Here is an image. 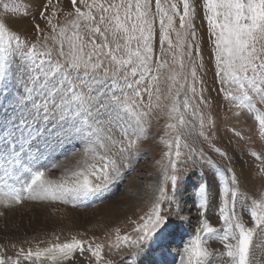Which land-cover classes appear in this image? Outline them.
I'll return each mask as SVG.
<instances>
[{
    "label": "rangeland",
    "instance_id": "rangeland-1",
    "mask_svg": "<svg viewBox=\"0 0 264 264\" xmlns=\"http://www.w3.org/2000/svg\"><path fill=\"white\" fill-rule=\"evenodd\" d=\"M171 2H177L182 12V0H171ZM204 2L205 0H190V3L194 5L195 36L190 37L184 46L183 51L186 55L183 70L179 67L178 60L173 62L172 52H176L178 49L169 50L167 42L163 44V50L161 49L160 36L163 30L160 28L159 16H156L152 46L156 57H160L166 62V66L160 71L161 99L157 101L155 93L152 97L153 103H159L160 108L154 107L151 113L143 118L145 131L139 139L131 135L130 130L128 139L135 140V144L127 151L120 152L119 149L122 145L113 146L106 139L102 141L105 145V148L102 149L95 144V137L89 140L86 136L72 137L61 131L51 135L54 125L49 124L48 121H41L39 124L40 130L43 132L41 135L36 131V122L41 120L42 113L36 115L34 120L29 116V113H35L32 101L35 100L38 104L43 101L51 84L42 74L43 71L48 70L49 65L45 64L42 70H38L40 69L39 62L31 63L26 59V53L35 44L38 53L51 50V60L53 62L60 60L61 63H64L63 58L58 56L60 41L65 40L64 50L67 52L66 38L72 36L75 31L72 28V22L77 19L71 0H0V24L4 25L8 34H15L21 41L17 46L16 41L14 39L8 41L6 35L5 41L8 42H0V46L5 47L8 53V75L6 80L0 81V90L4 91V94L0 95V102L7 106L8 117L24 116L29 118L32 123V127L16 132L17 143H23L29 133L33 137L39 136L31 147L25 144L24 152L21 153V164L7 162L11 157H7L5 162L0 163V166L5 164L8 178L11 182H16L19 177L22 178L23 183H26L30 179L26 169L43 170L46 178L53 182L71 185L75 180L72 178L74 173L86 170L90 165L103 163L94 157L92 151L86 152V149L95 148V152L99 155L112 157L119 168V175L109 171L111 179L108 184L116 187L112 198L119 197L122 192L137 196L132 208L122 213L116 220L110 222L104 220L98 224L75 230L68 227V221H59L63 215L57 212V209H55L57 214L51 210V213L54 214L53 217L58 221L53 222V228L45 230V224H43L40 226L38 234H33L34 236L31 238H21L15 231H10L7 225L0 224V230L3 232V236L0 235V247H2L0 255L15 258L21 249L25 252L29 249L35 251L38 248H47L55 243H64L76 238L93 246L95 244L103 245L100 264H107L108 261H111V264H119L123 258L136 257L133 254L137 252V247L131 241L124 242L122 238L127 236L131 240H137L142 235L137 231V226L144 223L142 218H146L150 213L153 204L160 196L159 188L163 186L165 198L160 201V211L162 215L170 218L172 236L163 255L160 251L151 254L159 255L167 264H186L185 246L196 235V230L202 226L204 220H208L211 226L218 229L220 236L227 228L225 222L220 218V208L224 206L225 200L224 188L227 187L229 189V207L225 212L233 218L234 231L238 232L234 228L237 222L243 223L246 228L256 229L253 245L250 248L249 264L258 263L254 261V257L257 254L262 256L264 253V229L256 226L251 216V209L254 201L256 203L264 202V129L260 127L257 119L258 116L264 118V103L256 102L252 111L241 109L237 107L239 101L232 99V96L240 94L235 86L220 83V77L216 75L218 68L215 59L214 36L203 8ZM92 3L93 0H87V4ZM161 3L165 10L169 8V0H161ZM75 7L80 8L84 13L89 11L86 4L81 3V0H77ZM151 7L155 13V0H152ZM93 11L98 19L99 9ZM49 20H51V24L48 23ZM14 21H24L26 25L18 28ZM80 23V31L84 32L85 22L81 19ZM36 25H39V29L36 28ZM54 25L56 26L55 30H53ZM174 27L176 30H180L179 16L174 18ZM61 28L65 30L64 37L60 36ZM108 38L111 40V35ZM170 38L176 45L175 32L170 31ZM96 39L97 43L102 42L100 37L97 36ZM132 43L134 47L135 41ZM187 53H191V64H189ZM13 54L16 57L15 60L12 58ZM4 55V53H0V59H3ZM40 59L47 58L40 57ZM101 59L104 60V66L111 67L108 58L101 57ZM193 69L196 71L194 79L191 75ZM100 75L103 73L101 72ZM123 75L124 72H120L116 80L109 77L101 85L92 87H98L99 91L105 94V98L111 95L118 96L121 100L125 95L132 97L133 92L119 80V77ZM34 76H38L39 79L33 80ZM172 76L176 78L175 83L170 79ZM185 76L189 88L187 96L192 107L186 111L181 108L180 112L173 114V117L170 118L168 113L174 102L173 97H175L180 84L184 83ZM54 79L63 81L65 77L57 75ZM67 80L78 90L83 91L85 97L89 95L96 97L95 91L88 92L87 89L82 88L74 73L67 76ZM169 85H172L171 96H168ZM193 86L196 89L195 94L190 90ZM222 89H227V91ZM249 95L256 99L254 93L250 92ZM182 99L183 96L180 101L176 102L180 103ZM56 102L61 103L59 97H56ZM92 102L95 103V100ZM147 102L148 97L145 94L144 104L138 105L134 111H148L145 107ZM70 106L75 107L74 104ZM193 108L196 109L198 115H192ZM56 111L58 112L59 109ZM181 112L186 121L184 124L178 120ZM65 115H68V112H65ZM93 115H95L94 109ZM121 115L123 116V126L126 127L128 123L135 126L134 120L128 115L124 113ZM2 119L3 117L0 116V120ZM101 119L107 122L108 118L105 116ZM169 124L175 125V127H168ZM45 127L48 128L47 132L43 131ZM101 135L111 136L112 140L118 142L125 139L120 128L116 126L105 128ZM177 136L180 137L181 155L177 159L176 169L173 171L168 165L169 157L165 153L170 150L169 142L173 146L172 151H175ZM105 149L110 150L106 151ZM2 154L6 157L5 153L0 152V156ZM172 159H176V157L173 155ZM166 166L167 175L177 177L175 189L170 181H165ZM74 177L76 176L74 175ZM77 179H83V177ZM97 182L101 181L93 179V183ZM135 183L141 187L139 193L134 192L132 184ZM108 184L107 186H109ZM201 185L206 186L203 190V200L201 199ZM233 190L236 192L234 205L231 199ZM24 197L23 200L26 201ZM53 201L58 202L59 200ZM22 204L23 202L18 203L17 206L20 207ZM46 224L50 225L48 222ZM14 226L19 229L25 228L20 222H15ZM27 228L31 229L28 225ZM201 235L204 237L205 247L211 254L210 264H230V258L226 255L227 250L224 245L234 244L235 241L231 238L228 241H223L216 236H204L203 233ZM118 237L121 239L118 240ZM145 251L146 249H143L142 246L141 253ZM41 264H97V262L91 252L80 253L77 251L72 254L69 260L59 262L44 260Z\"/></svg>",
    "mask_w": 264,
    "mask_h": 264
},
{
    "label": "snow or ice",
    "instance_id": "snow-or-ice-1",
    "mask_svg": "<svg viewBox=\"0 0 264 264\" xmlns=\"http://www.w3.org/2000/svg\"><path fill=\"white\" fill-rule=\"evenodd\" d=\"M75 8L77 19L72 22V28L75 29L72 36L66 38L67 52L64 50L65 40L60 41L58 56L63 58L64 63L60 60L53 62L51 60V50H46L42 53L36 51V45L33 44L26 53V59L31 63L39 62L40 69L44 65H49L47 71H43V76L51 84L48 92L45 93V98L39 104L32 101L35 113H29V116L34 120L36 115L42 113L40 121L36 122V131L41 135L39 124L41 121H48L52 127L51 135H55L57 131L63 132L68 136L87 137L91 140L95 137V144L104 149L103 140H108L113 146L119 144L120 152H125L135 144V140L128 139L130 130L131 135L137 139L145 131L144 117H147L152 109L160 108L159 103H153V94H156V100L161 99L160 96V71L166 66V62L160 57H156L152 41L154 35V23L156 16H159L160 28L163 30L160 36L161 49L163 44L167 42L169 50L178 49L172 52L173 62L179 61V67L184 69L183 51L185 44L190 37L195 36V27L193 24L194 5L190 0H182V12L177 2L169 0V8L167 10L162 6L161 0H155V13L152 11V0H93L92 4H87V0H81L85 3L89 11L84 13L80 8L75 7L77 0H71ZM203 8L206 11V18L209 22L212 35L214 36V47L216 49V62L218 71L217 76L220 77L222 85H232L240 93L237 96H232L233 100L239 101L237 107L254 110L255 103H264V0H205ZM94 9H99L98 19L94 14ZM171 13V14H169ZM43 16V13H41ZM71 15V14H70ZM179 16L180 30L174 27V18ZM85 23L83 25L84 32H81L80 20ZM51 24V20L48 21ZM55 25L53 30H55ZM39 29V25H36ZM170 31L175 32L177 44L174 45L170 38ZM8 36V41L14 39L17 46L21 41L15 34H8L7 29L3 24H0V42L7 43L5 36ZM109 35L112 39L109 40ZM60 36H65L64 28L60 29ZM87 36V39H86ZM97 36L102 42L97 43ZM133 41L135 46L133 47ZM0 53H4V58L0 59V81H4L8 75V60L5 47L0 46ZM189 64H191V53H187ZM45 57L47 59H40ZM101 57L109 59L111 67L104 66V60ZM155 57V59H154ZM13 60L16 59L13 54ZM66 65V67H65ZM26 71H28L26 69ZM103 75H100V73ZM120 72H124L119 80L133 92L132 97L125 95L124 99L111 95L105 98V94L99 91V88H93V85H101L104 81L111 77L116 80ZM75 74L77 80L83 89L88 92L95 91L96 97L87 96L83 91L78 90L68 80L67 76ZM62 75L65 77L63 81H56L55 76ZM193 79L196 76V71H191ZM52 78V79H49ZM38 76H34L33 80H38ZM175 83V76H172ZM64 91H61V90ZM191 92L195 94L196 89L193 86ZM227 91V89H222ZM79 91V94H77ZM189 91L187 85V77L185 76L184 83L180 84L173 97V103L169 109V117L180 112V109L185 111L192 107L190 99L187 96ZM254 93L255 98L249 93ZM4 91L0 90V95ZM147 95L148 102L145 105L148 111H134L138 105L144 104V95ZM172 94V85L168 87V96ZM231 96V93H229ZM183 99L180 103L176 101ZM56 97H59L61 103L56 102ZM95 100V103L92 101ZM19 103V100H17ZM75 105L71 107L70 105ZM87 105V107H86ZM59 109L57 112L56 110ZM93 109L95 115H93ZM51 112V116H50ZM68 112V115H65ZM121 113L128 115L135 122L128 123L123 126V116ZM193 116L198 115L195 108L192 112ZM0 152L11 157L7 162L21 164V153L24 152L25 144L28 147L39 138L33 137L29 133L28 138L23 143H17L16 132L23 128L32 127L29 118L20 116L12 118L7 116V106L0 102ZM107 116V122L101 117ZM259 125L264 129V118L257 117ZM178 120L181 124L186 123L184 114L181 112ZM113 126L119 127L124 140L115 141L111 136H102L101 133L105 128ZM168 127H175L169 124ZM44 132L48 131L45 127ZM172 144L169 142V152L165 153L169 157L168 165L173 171L176 169L177 159L181 155L180 137H176L175 151H172ZM187 147V145H185ZM106 151L110 149H105ZM92 151L95 158H98L103 163L100 165H90L86 170H81L74 173L77 177L83 179L75 180L71 185L66 183H55L46 178L45 171L26 169L30 179L25 183L23 191H27L30 199H35L31 193L39 189L50 196L53 200L69 199L76 200L87 197L91 194L98 193L107 187L110 182L109 171L119 175V168L115 160L108 155H99L95 152V148L86 149ZM194 151V150H192ZM176 159H172V156ZM101 182L93 183V179ZM102 178V179H101ZM234 179V178H233ZM165 181H170L173 189L177 185V177L175 175H167V166L165 168ZM206 186L201 185V199H204L203 190ZM160 196L156 203L153 204L150 213L144 219V223L137 226V231L141 232L137 240H131L130 237H123L124 242H129L137 247V252L133 255L141 254L142 246L146 249L145 255L160 251L161 255L167 249L170 243L172 232L170 231V218L161 214L160 201L165 198V188L160 186ZM0 196L6 199H12L16 203L21 202V193L15 188L7 192L0 190ZM224 206L220 208L221 219L227 225L223 230V235H219V230L211 226L208 220L202 222V226L196 230V235L185 246L187 254L186 264H210V253L205 247L204 236H216L223 241H228L229 238L235 243H227L226 255L230 258V264H249L250 248L253 245V236L256 229L246 228L243 223H235L233 230L232 216L227 215L225 210L229 207V189L224 188ZM44 198V197H41ZM231 199L234 205L236 192L231 191ZM234 211V208H233ZM251 216L258 228L264 229V202H253ZM121 239L118 237V240ZM119 247V245H117ZM103 245L87 243L86 241L72 238L64 243H55L54 245L37 249L35 251L29 249L25 252L21 249L13 258L12 256L0 255V264H41L44 260L64 261L69 260L72 254L79 251L84 253L89 251L95 258L97 264L102 260ZM2 251V247H0ZM107 264H111L108 261ZM152 264H163V261H153Z\"/></svg>",
    "mask_w": 264,
    "mask_h": 264
},
{
    "label": "bare ground",
    "instance_id": "bare-ground-1",
    "mask_svg": "<svg viewBox=\"0 0 264 264\" xmlns=\"http://www.w3.org/2000/svg\"><path fill=\"white\" fill-rule=\"evenodd\" d=\"M15 23L17 24L18 28H22L26 25V22L24 21H16ZM5 161L6 157L2 154V156H0V163ZM8 177L7 168L0 166V190L7 192L10 189L15 188L16 190L20 191L22 197L21 202H23V204L19 207L17 206L18 203H16L14 200L6 199L0 196V224L7 225L10 231H15L21 236V238H31L34 236L33 234L37 235L40 226L43 224H45V230H50V228H53V225L57 220L53 217L54 214L51 213V210L54 211L55 214H57V212L61 213L63 217L59 221H68V227L75 230L76 228L79 229L84 226L98 224L104 220L109 222L114 221L119 216H121L122 213L130 210L132 208L131 206L135 204L137 199L136 195V197H134V195L130 193L128 194L127 192H122L119 197L112 198L116 192V187H113L111 184H108L109 186H107L104 191H100L98 193L91 194L87 197L76 200L69 199L67 202H64L62 199L58 202L53 201L50 196H45V194L39 189L31 193V195L36 198L30 199V194L27 191L22 190L25 185V183H23L21 180L22 178L17 179L18 181L14 183V186L8 188L9 186L6 184ZM72 178H75L76 180V178L79 177H74L73 175ZM133 186L134 192L139 193L141 187H139L136 183L132 184V187ZM23 196H25L24 198L26 201L23 200ZM55 209L58 211L56 212ZM1 213L3 214L1 215ZM43 220H46L50 225L46 224L47 222L44 223ZM15 222L22 223L25 228H17L14 226ZM27 225L30 226L31 229L27 228ZM2 234L3 232L0 230V235L3 236ZM154 260L163 261L159 255H154L151 253L145 255L143 252L136 257L123 258L119 264H152ZM254 261L258 262L257 264H264V253L262 256L257 254L254 257ZM163 264L167 263L163 261Z\"/></svg>",
    "mask_w": 264,
    "mask_h": 264
}]
</instances>
